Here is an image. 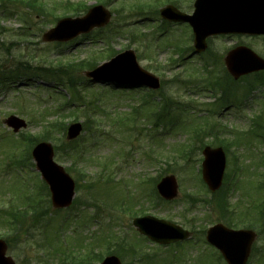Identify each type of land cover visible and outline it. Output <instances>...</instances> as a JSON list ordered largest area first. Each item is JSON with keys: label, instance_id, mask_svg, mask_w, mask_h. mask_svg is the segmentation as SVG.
Returning a JSON list of instances; mask_svg holds the SVG:
<instances>
[{"label": "rangeland", "instance_id": "1", "mask_svg": "<svg viewBox=\"0 0 264 264\" xmlns=\"http://www.w3.org/2000/svg\"><path fill=\"white\" fill-rule=\"evenodd\" d=\"M40 1L46 4L47 9H56L55 15H43L38 12L36 14L21 3L17 2L15 5H11L12 1H9L7 5L12 13L0 14V27H3L0 31V43H4L3 45L0 44V205H6L5 207L9 211L14 205L11 197L19 198L27 191L23 187L26 182L25 185L30 186L31 189L33 187V191L39 193L38 203L40 204L41 199L46 202L45 204L42 201L40 206L44 209L49 206V210H52L49 189L36 170L31 153H29V158L25 155L30 150V146L28 145L29 142H25L23 139V133L25 137L26 135L41 137L45 134L46 126L52 122L59 121L61 124L64 122L68 126L73 121L85 123L88 118L92 117L88 123V127L91 129L90 132L84 130L81 137L72 141L67 139L66 131L59 132L57 127H54L53 132L48 134L50 138L47 141L55 147V160L65 167L67 173L77 183L75 204L71 208L60 210L57 213L53 210L52 219L46 218L44 223H32L30 218L18 236L15 231L8 228L10 224L8 221L0 223V238L6 239L9 245L8 253L18 264L66 262L70 264V260L66 261L63 255H58L56 243L52 242L49 237L51 236L50 227L53 223L59 230L61 240L63 238L69 239L71 244H75L73 251L69 254L73 253L80 256L86 251L93 258L91 264H100L104 257L111 254L119 256L122 264H142V260H138L132 254L133 245H136L138 250L145 248L143 251L145 254L155 253L158 256L175 254L176 257H180L181 254L185 255L181 259L183 263L186 262L185 264H223L213 257L214 250L212 247L205 244L207 242L203 230L218 221L227 223V217L231 214L222 216L226 213L212 208L210 203L202 202L203 199L211 197V192L202 185V182L199 181L200 183H198L197 177H195L194 166L197 163L201 166V160L198 162L196 159L198 150L195 151L191 161L187 164L184 160H180L181 164L177 163L179 160H170L173 161V165H169V171H175L180 183L177 199L172 202H164L160 197L153 196L155 190H153L152 184L147 187V191H149L145 193V196L143 195V188L146 187L143 182H148L151 178L159 177L161 174L164 176L167 173L168 167L163 161V153L166 154L168 151L165 160H169V151L177 146L176 143L187 142L188 136H184L182 132L174 134L175 131H171L172 125L175 123L172 125L165 123L169 119L177 117V114L169 116L166 113L162 119L164 122H160L155 128H153L154 121L151 123L148 118L143 119L147 128L144 133L146 140H138L137 133L140 132V129L132 128L137 126L136 116H138L137 110L133 107L142 102L145 91L141 88L114 91L105 87L109 85L92 84L86 81L84 70L73 67L71 75L74 76L78 87L74 89L77 96L73 99L72 95L75 94L66 85L65 78L68 74H61L62 79H60V72H57L55 68L62 64L64 65L63 68L66 69L65 64L67 62L76 63L86 60L97 52H100L98 55L100 65L102 62L110 60L112 56L132 48L136 52L141 66L165 80L164 90L167 91L168 95L171 93L178 99L183 97L193 100L197 109L209 110L215 108L213 102L217 100V97L214 94V89L211 90L210 87L204 86L209 85L205 78L207 72L200 70L201 75L198 72L199 66L204 68L203 63L213 66L210 68L211 73H207V78L224 77L223 63L212 62L211 60L214 57L218 60L222 54L225 56L229 48L237 45H246L264 58V36H214L209 39V51L201 56L192 52L191 35L187 33L186 37H182L183 31L181 30L183 28L185 30L186 25H180L181 29L174 30L173 27L168 32L164 31L166 26L160 25L162 18L158 11L160 10L159 7L166 3L159 5L163 0ZM194 1L176 0L175 3L180 10L192 12ZM68 2L74 3V6L72 7ZM141 2H150V4L146 6L143 3L141 10V8H137ZM99 3L106 4L113 13L111 23L108 25L96 28L86 36H78L62 45L56 44V42L48 43L42 39L43 33L53 27L59 17L84 15L91 6ZM168 3L172 2L168 1ZM75 10H78V14H75ZM175 46L177 47L175 48ZM102 51H104L103 54ZM101 54L105 57H101ZM171 66L172 68H169ZM50 67L53 68L50 69L52 71L49 72L47 69L44 73L43 68ZM12 68L30 71L24 72V74L34 75V77L20 75L5 81L4 76L9 75ZM196 70L198 71L196 72ZM185 73L187 76H184ZM176 74H179L181 79L192 78L200 84L183 83L184 85H182L179 80L176 82L174 78ZM250 77L253 78L252 75ZM208 81L210 80L208 79ZM189 85L194 86L192 92H187ZM216 85L220 88L218 83ZM261 90L263 91V89ZM217 92L218 90H216ZM158 93L156 95H159ZM227 95L232 97L234 92L230 90ZM227 95L222 96V98L228 97ZM88 97L95 98L92 104H86ZM254 98H256V103H253L250 96L247 99L248 104L242 110L231 107L223 108L225 106H222L221 112L215 117L212 116L210 122H216L221 117L218 121L227 126L228 133L225 134L229 140L233 141L238 136L242 137L247 134V130H250V140L253 139L252 133L256 129L252 130L251 124L254 118L263 114L261 110H263L262 106L264 107V93L259 92ZM75 99L81 102L82 106H73L71 103L72 100L76 101ZM187 99H179L177 103H185ZM155 100L157 110L161 111L162 103L166 99H158L156 96ZM167 102H170V99ZM210 104H213L212 108ZM77 106L78 108H76ZM73 107L75 108L73 109ZM72 112L75 113L70 116ZM169 112L171 113V110ZM111 113H113L112 117L109 115ZM153 113H148V116ZM190 113L187 109H182L180 124L184 128L186 121L192 116ZM10 114L25 119L26 127L18 133H14L4 122ZM126 114L128 115L127 122L125 124L118 123L119 118L117 117H125ZM154 119L156 120V118ZM118 136L123 145L119 143ZM256 138L258 139L245 144L248 148L246 146H241V148L238 145L231 147L236 156L241 155V159L239 158L238 161L234 160V154L231 151L227 154L226 174L229 170V175H226V188L222 191H225L226 199H230L227 201V207L232 212V216H235L234 222L240 226H247L248 222L251 223L255 218L259 219L264 216H258L259 211L257 214L249 212L243 219L236 217L241 208L250 209L251 207L255 209L253 204H261L264 200V165L262 163L264 138L263 140L261 137ZM40 141L42 140L38 142ZM74 141L79 143L75 150L80 151L77 160L74 154L68 155L64 152L65 148L68 145L71 146L70 143ZM33 146L31 147L32 150ZM9 151L13 152L16 157L23 155L19 161L14 159L15 163H13L8 157ZM16 163L25 167H19L15 165ZM26 164L29 166L26 167ZM238 165L241 167L240 171ZM22 169L24 171L21 172V175ZM230 169H237V172L233 173ZM151 189L153 193L147 198L146 195ZM228 191L230 196L227 195ZM122 192H124V197L121 195ZM129 192L132 195L130 200L126 196ZM194 196L200 201L192 202L190 198ZM118 199H123L120 201L123 203V207L119 208L120 203L113 205ZM132 201L137 202L130 205ZM126 206L133 209L132 212L135 211L137 214L147 212V214L168 219L183 225L185 228L192 229L193 239L197 242L191 241L186 245L188 249L182 250V248L179 249L180 247L167 249L156 246L149 239H145V241L144 237H139L141 235L133 227L131 222L133 217L131 213L129 214V210H123ZM235 208L238 210L236 215ZM66 218V223L63 225ZM74 218L82 221L76 223V227L72 223ZM9 233L10 239L5 237ZM44 233L48 234L49 245L46 244ZM122 236H128L126 242L130 243V245L127 244L128 249L118 243L119 239L122 240ZM83 248L85 251H80ZM263 251L264 237H261L256 243L253 255L249 258L250 264H262L259 257ZM73 254L69 256L70 259L74 256ZM199 255L200 260L195 261L196 256ZM172 260H175L173 255ZM178 261H175L174 264H180ZM154 262L152 261V264Z\"/></svg>", "mask_w": 264, "mask_h": 264}, {"label": "water", "instance_id": "2", "mask_svg": "<svg viewBox=\"0 0 264 264\" xmlns=\"http://www.w3.org/2000/svg\"><path fill=\"white\" fill-rule=\"evenodd\" d=\"M198 0L197 7L200 6ZM166 9H163V12ZM208 11L203 13L204 19L200 23L196 20L194 30L196 34V47L198 50L206 48V38L212 34L226 32H240L259 34L264 33V0H214ZM174 15L172 13H169ZM167 15V14H165ZM111 13L102 5L92 7L83 17L63 18L56 27L44 34V40L67 41L80 33L89 32L96 26L108 23ZM183 19H188L184 16ZM182 19V20H183ZM233 53H235L233 55ZM228 58L229 70L235 75H240L255 69L264 67L255 55H246L244 50L234 51ZM239 56V54H243ZM233 56V57H232ZM243 61V62H242ZM86 75L94 80L104 82L117 81L121 84L146 85L151 88L159 87V80L150 72L143 69L137 62L133 50L119 54L109 62L93 71H87ZM6 123L18 130L26 126L23 120L16 116H10ZM68 138H76L82 131L81 123L70 125ZM33 157L37 162V169L49 184L52 192V203L56 208L67 207L72 203L75 195V182L65 169L55 163L54 149L47 142L39 143L33 149ZM204 178L212 190L219 188L222 182L225 168V157L221 151L207 149L205 151ZM160 194L166 199H172L177 195V181L174 176L162 178L158 184ZM141 233L148 235L152 240L160 243H170L188 237L189 232L169 221L160 220L151 216L137 218L133 221ZM252 231L232 230L216 225L208 230L207 240L218 245L226 256L229 264H245L250 243L254 240ZM6 241L0 240V264H16L13 258L6 255ZM102 264H121L116 256L107 257Z\"/></svg>", "mask_w": 264, "mask_h": 264}, {"label": "trees", "instance_id": "3", "mask_svg": "<svg viewBox=\"0 0 264 264\" xmlns=\"http://www.w3.org/2000/svg\"><path fill=\"white\" fill-rule=\"evenodd\" d=\"M8 1H12V2H15V3H21V4H25L27 7H31V8H34L36 10H39L40 13H42L43 15H49V14H54V11L56 9H47L43 4L42 2H40L39 0H0V7L3 6V4L5 5L6 2ZM70 4L72 7L74 6V3H68ZM3 11L4 13H6L7 15L12 13L11 10H9L8 8L6 7H3ZM78 10H75V13H78L77 12ZM105 57V56H103ZM98 61L96 58H91L90 60H83V61H80L78 63H68L66 66V69L68 71H66L63 67L64 65H59L58 68H61V69H64L62 70L63 74L67 75L68 76L66 77V79H68L67 83H68V87L72 88L74 87V84H75V80H73L74 76L71 75V72H69V69H72L73 67L74 68H77L79 70H84V69H91V68H94L96 65H97ZM73 77V78H71ZM75 79V78H74ZM260 81L262 83H264V79H260ZM148 103H150L148 101ZM166 104V103H164ZM155 109V108H154ZM75 112H72L70 114L73 115ZM78 113V112H76ZM164 112L160 111L158 112L157 114V124L159 123L160 119H161V115L163 114ZM89 121H91V118H88L86 121H85V126L86 128L88 129V123ZM54 127H57V130L60 132H63V130L66 129V124L64 122L59 123L58 125V122H52L49 124V126H46V131L44 135H42L41 137H37V136H32V137H29L28 135L26 136V141L29 142L31 145L32 143L34 144L35 142L39 141V140H43V139H48L50 138L49 137V133H52L53 132V129ZM47 137V138H46ZM24 139H25V136H24ZM25 141V142H26ZM78 146L74 144H72L71 146H67L64 150V152L68 155H75V157L77 158L78 155H79V152L78 151H75L76 148ZM75 158V159H76ZM27 197V201H22L20 203H15L13 206H11L10 210L7 212V211H3V213L1 214L0 213V223H5V221H8L10 224L8 225L12 231H15V234L18 236L23 230V226L30 221V218H31V221L32 223H40V222H45L46 218L48 217H52L51 215L53 214L52 213V210L50 211L49 210V206L46 207L45 209L42 208L40 206L41 202L43 201V199H41L40 201V204L38 203V195L35 194H30V195H25ZM43 203L46 204L45 201H43ZM73 223H81L82 221L74 218L72 219ZM49 224V223H48ZM47 224V225H48ZM47 225H43V226H47ZM51 236L53 235V227L51 226ZM10 230V231H11ZM11 231V232H12ZM44 236H45V241H46V244L49 245L50 244V240H49V237L51 239V241L53 242L54 241V238H52L51 236L48 237V234L47 233H44ZM5 237L7 238H11L10 236V233L7 234ZM16 238V237H14ZM12 238V239H14ZM77 240V239H76ZM57 246H59L58 244H55ZM63 245H61L59 251L67 256H70V254L68 253L67 249L65 247H62ZM47 247V246H45ZM87 256L88 255H83V256H80V258H75V260L80 263V264H88L87 263ZM74 261V260H73Z\"/></svg>", "mask_w": 264, "mask_h": 264}]
</instances>
